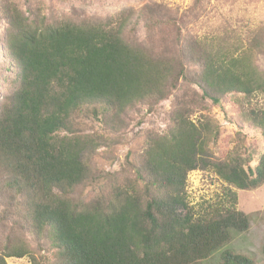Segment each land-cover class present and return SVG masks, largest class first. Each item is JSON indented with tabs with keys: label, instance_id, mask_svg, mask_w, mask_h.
<instances>
[{
	"label": "trees",
	"instance_id": "1",
	"mask_svg": "<svg viewBox=\"0 0 264 264\" xmlns=\"http://www.w3.org/2000/svg\"><path fill=\"white\" fill-rule=\"evenodd\" d=\"M140 12L147 44L133 37V8L75 19L0 0L8 70L0 98V264L24 257L31 264H202L233 231L248 230L237 189L264 183V152L256 158L240 140L211 161L220 127L191 115L203 102L232 98L237 122L264 138V108L252 104L264 94L257 64L264 23L245 35L197 36L164 4ZM185 89L138 158L108 173L90 165L100 143L80 131L79 119L95 117L117 133L130 109L154 111ZM209 167L226 183L225 198L198 213L188 176ZM219 264L257 262L224 250Z\"/></svg>",
	"mask_w": 264,
	"mask_h": 264
},
{
	"label": "rangeland",
	"instance_id": "2",
	"mask_svg": "<svg viewBox=\"0 0 264 264\" xmlns=\"http://www.w3.org/2000/svg\"><path fill=\"white\" fill-rule=\"evenodd\" d=\"M23 7L40 8L48 16H67L75 19L83 17H105L122 9L135 10L132 19L135 35L140 43H148L149 31L141 9L150 3L164 4L171 8L185 26L184 32L197 36L249 34L256 26L264 23V0H20ZM6 22L0 15V37ZM1 53V46H0ZM257 64L264 69V54H259ZM8 70L0 56V98L7 92ZM184 90V89H183ZM173 91L170 97L160 102L154 111L144 106L130 109L125 115L124 127L115 133L106 129L95 117L78 120L79 129L97 137L100 146L91 157L90 165L98 173L119 171L126 158L136 159L145 149V140L150 133L160 132L169 123V113L177 97L185 91ZM253 106L264 108V94L252 99ZM239 107L232 98H226L218 105L202 103L191 115L196 122L203 116H210L220 127L219 137L211 144V161H218L242 140L246 147L256 150L255 157L264 152V138L254 128L242 126L237 122ZM236 121V122H234ZM241 140V141H240ZM257 159L252 162L256 165ZM224 183L212 167L192 171L188 176L187 190L189 200L200 213L210 205L224 201ZM238 209L250 217V226L244 232H232V240L202 264H219L224 250H232L256 259L264 264V183L255 189L239 190ZM8 264H31L29 257L9 258Z\"/></svg>",
	"mask_w": 264,
	"mask_h": 264
}]
</instances>
